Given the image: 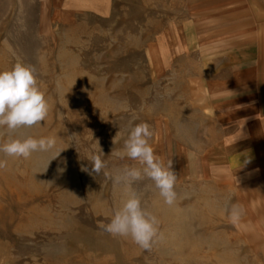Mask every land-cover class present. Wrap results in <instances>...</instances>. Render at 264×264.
Instances as JSON below:
<instances>
[{
	"label": "rangeland",
	"instance_id": "obj_1",
	"mask_svg": "<svg viewBox=\"0 0 264 264\" xmlns=\"http://www.w3.org/2000/svg\"><path fill=\"white\" fill-rule=\"evenodd\" d=\"M223 1L0 0V71L32 66L50 106L41 125L11 138H56L28 159L0 153V264H264L245 210L229 221L238 196L204 164L223 132L199 110L225 62L208 22ZM141 122L178 178L172 206L147 178L134 185L163 234L147 251L99 227L126 199L111 176L140 167L112 152ZM9 138L0 128V143ZM93 153L107 165L99 174L81 170Z\"/></svg>",
	"mask_w": 264,
	"mask_h": 264
},
{
	"label": "crops",
	"instance_id": "obj_2",
	"mask_svg": "<svg viewBox=\"0 0 264 264\" xmlns=\"http://www.w3.org/2000/svg\"><path fill=\"white\" fill-rule=\"evenodd\" d=\"M211 9L209 40L225 62L199 110L223 132L209 146L206 175L233 188L264 257V4L224 0Z\"/></svg>",
	"mask_w": 264,
	"mask_h": 264
},
{
	"label": "clouds",
	"instance_id": "obj_3",
	"mask_svg": "<svg viewBox=\"0 0 264 264\" xmlns=\"http://www.w3.org/2000/svg\"><path fill=\"white\" fill-rule=\"evenodd\" d=\"M49 110L45 93L38 86L32 66L17 62L10 70L0 71V128L6 129L10 136L8 140L0 143V153L6 157L28 159L36 152H52L56 148L55 137L11 138V134L18 129L41 125L40 122L46 120ZM152 137L153 131L149 124H134L128 130L123 148L112 152L119 159L137 161L140 167H125L111 176L114 185L123 186L126 199L122 206L115 210L107 224L99 225L110 235L130 237L146 251L151 250L153 245L163 238V234L159 230L160 222L157 216L142 205L134 185L145 178L152 181L168 206L174 205L178 196L175 191L178 178L172 170V160L165 163L155 154L150 143ZM61 151L63 150L54 152L52 160L57 158ZM88 161L92 166L91 171L83 166L81 170L89 174H99L107 166L100 154H89ZM249 162L250 159H245L244 164ZM6 165L7 161L0 159V169H4ZM226 211L229 221L234 225L239 224L244 212L243 207L232 203Z\"/></svg>",
	"mask_w": 264,
	"mask_h": 264
}]
</instances>
